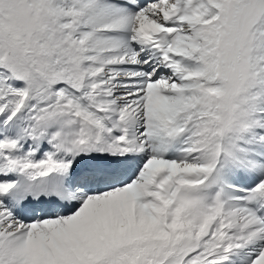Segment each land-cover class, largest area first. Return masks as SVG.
I'll list each match as a JSON object with an SVG mask.
<instances>
[{"label":"snow or ice","instance_id":"snow-or-ice-1","mask_svg":"<svg viewBox=\"0 0 264 264\" xmlns=\"http://www.w3.org/2000/svg\"><path fill=\"white\" fill-rule=\"evenodd\" d=\"M0 264H264V0H0Z\"/></svg>","mask_w":264,"mask_h":264}]
</instances>
